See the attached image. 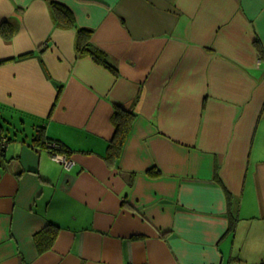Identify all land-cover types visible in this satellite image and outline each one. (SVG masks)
Wrapping results in <instances>:
<instances>
[{
    "label": "crops",
    "instance_id": "obj_1",
    "mask_svg": "<svg viewBox=\"0 0 264 264\" xmlns=\"http://www.w3.org/2000/svg\"><path fill=\"white\" fill-rule=\"evenodd\" d=\"M52 1L0 0V264H264V0Z\"/></svg>",
    "mask_w": 264,
    "mask_h": 264
},
{
    "label": "trees",
    "instance_id": "obj_2",
    "mask_svg": "<svg viewBox=\"0 0 264 264\" xmlns=\"http://www.w3.org/2000/svg\"><path fill=\"white\" fill-rule=\"evenodd\" d=\"M52 5L55 9L54 19L57 23L66 28L75 26V17L74 13L71 9L65 4L58 2L57 0L52 1ZM12 31H14V26L11 21H3L1 24V33L5 39L12 38ZM92 29L88 27H80L77 30V53L78 56L90 55L95 61L99 63H103L106 66L114 68L113 64L110 62L108 55L98 46H96L91 41ZM32 52H27L22 54L21 57L28 56ZM116 70V68H114ZM115 120H116V133L111 139L106 155L104 156L105 160L109 163H117L119 157L121 156L123 144L128 139L131 128H132V120L131 113H127L125 111H121L117 109L115 111ZM1 137V135H0ZM33 144L48 147L50 152L62 153L66 156L73 153V149L70 146L61 142L60 140H54L47 137L45 133V126L39 125L36 129V132L33 136L32 140ZM156 168H151L150 173L156 172ZM231 204V200L229 201ZM57 227V226H54ZM40 233V232H39ZM56 231L53 230L51 235V242L54 239Z\"/></svg>",
    "mask_w": 264,
    "mask_h": 264
},
{
    "label": "built area",
    "instance_id": "obj_3",
    "mask_svg": "<svg viewBox=\"0 0 264 264\" xmlns=\"http://www.w3.org/2000/svg\"><path fill=\"white\" fill-rule=\"evenodd\" d=\"M54 157L57 160H60L65 166L69 167L73 164V160H71L68 156L62 153H55Z\"/></svg>",
    "mask_w": 264,
    "mask_h": 264
},
{
    "label": "rangeland",
    "instance_id": "obj_4",
    "mask_svg": "<svg viewBox=\"0 0 264 264\" xmlns=\"http://www.w3.org/2000/svg\"><path fill=\"white\" fill-rule=\"evenodd\" d=\"M13 121V120H12ZM14 122V121H13ZM0 123H2L3 125L5 124V126L7 127V126H9L10 127V131H12V129L13 128H11V126H10V124H8L4 119H2L1 117H0ZM15 123V122H14ZM26 131H28L29 132V129H27L26 128ZM7 132V131H6ZM6 134H8V132L6 133Z\"/></svg>",
    "mask_w": 264,
    "mask_h": 264
},
{
    "label": "water",
    "instance_id": "obj_5",
    "mask_svg": "<svg viewBox=\"0 0 264 264\" xmlns=\"http://www.w3.org/2000/svg\"><path fill=\"white\" fill-rule=\"evenodd\" d=\"M3 150H5V146H4V149Z\"/></svg>",
    "mask_w": 264,
    "mask_h": 264
}]
</instances>
